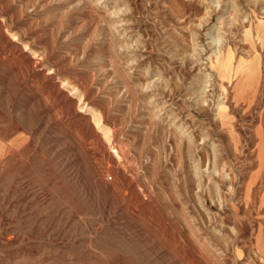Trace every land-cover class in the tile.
Wrapping results in <instances>:
<instances>
[{"label": "rangeland", "instance_id": "374dc122", "mask_svg": "<svg viewBox=\"0 0 264 264\" xmlns=\"http://www.w3.org/2000/svg\"><path fill=\"white\" fill-rule=\"evenodd\" d=\"M263 163L264 0H0V264H264Z\"/></svg>", "mask_w": 264, "mask_h": 264}, {"label": "bare ground", "instance_id": "6f19581e", "mask_svg": "<svg viewBox=\"0 0 264 264\" xmlns=\"http://www.w3.org/2000/svg\"><path fill=\"white\" fill-rule=\"evenodd\" d=\"M258 27V26H257ZM257 32V31H256ZM258 39H261L258 36ZM261 46V45H260ZM223 56L222 59L220 61L219 64V72H220V76L222 77V79H226L227 82H230L231 78L233 77H237V76H244V78L246 79L245 84H243V86L241 87V89L243 90L245 87H248L252 84V78L250 79V76L253 74L251 67H250V63H248L245 59L238 61V63L236 64V67L233 66V54L231 52V50L227 47L226 50L223 51ZM232 87V86H231ZM232 91V88H231ZM230 91V92H231ZM235 91V90H234ZM223 111H219V115L222 116ZM99 117V116H98ZM93 121L96 125L97 128L101 129L99 126V119L97 117H92ZM104 128V127H103ZM107 128V127H106ZM96 129V128H95ZM262 129V128H261ZM102 130V135L104 136V140H106V142L109 140L110 138V133L105 129H101ZM100 130V131H101ZM262 131V130H261ZM101 135V134H100ZM116 135V134H115ZM259 136V141L261 140V135L258 133ZM263 136V135H262ZM105 142V143H106ZM109 142V141H108ZM110 144V143H109ZM120 145V144H119ZM121 146V145H120ZM261 144L258 146L260 148ZM116 150V149H115ZM116 152L118 154L119 153L118 150H116ZM260 152V150H259ZM260 154V153H259ZM126 164V163H125ZM264 164V163H263ZM128 168V167H127ZM193 228V227H192ZM203 238V237H202ZM207 238V237H206ZM205 240V238H204ZM211 243V242H210ZM208 244V243H207Z\"/></svg>", "mask_w": 264, "mask_h": 264}]
</instances>
